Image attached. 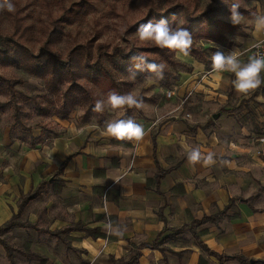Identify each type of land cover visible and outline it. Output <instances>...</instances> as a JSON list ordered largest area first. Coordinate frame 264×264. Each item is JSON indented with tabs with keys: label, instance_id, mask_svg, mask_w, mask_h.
I'll return each mask as SVG.
<instances>
[{
	"label": "crops",
	"instance_id": "1",
	"mask_svg": "<svg viewBox=\"0 0 264 264\" xmlns=\"http://www.w3.org/2000/svg\"><path fill=\"white\" fill-rule=\"evenodd\" d=\"M261 36L262 32L253 43ZM205 78L190 86L188 97ZM233 79L223 73L205 82L212 90L230 87V95L239 97ZM179 88L172 90L173 96L182 93ZM184 104V100L154 103V120H137L147 132L139 142L110 139L101 123L89 127V121H83L55 137L46 136L39 149L38 143L30 144L18 156L2 157L6 163L0 164V226L19 211L23 197L48 181L22 210L40 201L44 211L29 219L41 218L46 226L29 223L55 238L37 240L47 250L63 247L56 259L44 253L50 257L42 255L46 264H199L201 256L209 264H264V247H244L253 242L257 219L264 225V215L253 216L249 198H242L238 210H232L237 204L235 187L223 174L219 153L213 156L209 139H202L205 128L196 136L201 142L192 140L187 151L172 127L174 120H167ZM193 149L202 154L196 163L188 160ZM209 216L217 218L197 222ZM227 220L231 222L224 225ZM118 231L122 234H114ZM234 239L240 241L235 247L230 242Z\"/></svg>",
	"mask_w": 264,
	"mask_h": 264
},
{
	"label": "rangeland",
	"instance_id": "2",
	"mask_svg": "<svg viewBox=\"0 0 264 264\" xmlns=\"http://www.w3.org/2000/svg\"><path fill=\"white\" fill-rule=\"evenodd\" d=\"M78 1L63 0L65 7H74ZM90 1L93 3V8L86 15L71 23L60 21L55 24L53 20L61 12L58 0H12L15 5L14 12L0 11V36L12 35L15 27H18L20 32L23 31L22 33L25 35L22 41H25L33 52L38 53L52 28L56 26L57 30L54 35L56 38L53 39L55 42L49 48L63 59H66L70 51L79 45L91 52L94 58L97 56L103 57L106 52L118 53L119 49L129 51L134 47L147 48L148 52L145 53L150 58L160 59L161 63L165 64V68L171 71L172 85L166 88L155 76L140 78L135 75L133 79L131 78L132 74L124 75L115 72L122 90L120 94L130 92L138 100H142L143 103L139 109L135 107L128 108L127 106L113 109L108 104L107 97L102 92L101 87L83 82L91 91L94 97V104L97 100L104 101V110L102 112L97 113L93 109L91 110L90 118L86 120L89 121L87 125L91 127L90 124L99 122L103 127V130H101L104 131L106 124L110 121L129 119L124 116L125 113H129L130 119L136 123H138L140 118L146 119L145 122H150L149 120H154L156 115L153 108H151L154 103L158 101L184 100L185 104L177 112V116L167 119L174 120V126L172 127L175 128V133L180 136L179 143H186L187 151H189V144H192L193 141L201 142L196 136L201 131V128H205V135L202 136V139L204 141L209 139V148L213 156L219 153V159H221L219 165L224 169L223 174L226 180L231 181L235 187V191L232 192L237 204L232 207V210H238L237 205L240 204L238 202L242 198H249V200L251 199L253 210L255 208L253 216L260 217L261 214L264 215V160L257 152L259 146L258 138L264 135V96L261 93L262 91L258 89L247 96L240 94L239 97H232L230 95V87L209 89L205 78L201 81L197 91L189 97L187 96L190 92L188 90L190 86L206 75V72L211 67L212 54L218 49L225 53L236 49L241 62H247L252 53L249 50L250 45L253 44L260 33L254 29L252 13L264 11V0H260V9H257L252 4V0H239L241 4V10L239 9V11L243 14L244 19L240 25H235L232 30H227L226 36L222 40H208L190 32L193 36V45L203 51L204 58L201 60L190 54L187 57L175 54V65L165 61L159 52H155L156 46L140 41L137 36V28L130 27L145 18L150 10L155 12L158 10L166 11L177 3H184L189 7L190 11L195 12L194 14L209 11L210 16L214 19L220 18L230 23L228 19L230 12L219 14L211 12V9H214L213 7L221 3L227 5L230 9L231 4L228 0V3L222 2V0ZM182 9L180 7L178 10L177 26H182L183 23ZM200 65L204 66L203 70L199 68ZM191 70L196 72L192 73L193 71ZM0 74L8 78L17 90V99L14 101L10 96V92L0 93V164L6 163L2 161V157L3 159H8L9 156H18L20 151L23 152L26 149H30V142L33 137H38L39 135H43L44 138L46 136L55 137L64 133V129H67V126L71 127L74 124L78 125L85 121L84 113L87 107H76L70 112L68 119H62L56 114H40L36 103L48 105L51 103L48 98H55L53 94L48 93L42 79L31 76L26 71L14 66L0 65ZM227 75L231 77L233 74L227 73ZM175 77H178V79H175ZM19 80L21 82H17ZM219 83H221V80H219ZM178 86H182V88ZM177 88L182 89V93L179 94L180 92H177L170 98L167 94L168 90H174L175 93ZM22 93L32 96L33 99L24 100L21 96ZM16 104L20 109V118L23 126H16L12 131ZM56 104L57 102L51 103V105ZM216 113L219 115L214 118L213 116ZM108 138L111 139V137ZM50 141L52 140L50 139ZM41 146L42 144L38 143L36 148L39 149ZM54 177H56V174ZM43 208L44 206L40 201L38 204L30 205L24 209L25 213L22 212L20 221L36 222L39 227L44 228L46 223L41 218L36 221L29 219L32 213L40 214L41 212L42 214ZM242 208L245 207L242 206ZM230 222V220H227L224 225H228ZM256 227L257 229L254 230ZM47 236L52 237V235H47L43 232L41 228L37 229L36 227L27 229L12 228L9 232L0 235L11 246L21 250H23L25 242L30 241L32 250H37L40 255L46 253L52 259H56L58 251H63V247H49L50 249L47 250L41 240H37V238L44 240ZM182 242L185 243L183 239ZM230 242L234 243L235 247L240 241L234 239ZM244 247H264V225L261 220L257 219L253 226V242H248ZM46 254L43 256L49 259L50 257ZM76 254H78L77 251ZM15 260L17 264H41L38 259H29L19 252L15 253ZM0 264H9L5 249L1 244Z\"/></svg>",
	"mask_w": 264,
	"mask_h": 264
},
{
	"label": "trees",
	"instance_id": "3",
	"mask_svg": "<svg viewBox=\"0 0 264 264\" xmlns=\"http://www.w3.org/2000/svg\"><path fill=\"white\" fill-rule=\"evenodd\" d=\"M61 7V12L58 17L53 21L56 22H74L79 19L81 16L86 15L90 9L93 8V3L90 0H79L75 3L74 7H65L63 0H58ZM232 5L237 2L236 0H228ZM227 2V3H228ZM229 5V4H228ZM182 7L183 11V23L182 26L186 28L189 32L195 33L200 37H203L208 40L219 41L226 36L227 30H232L231 23L217 18L214 19L210 16V12L202 11L199 14H194L195 12L190 11L189 7L184 3H177L174 6H171L166 11H152L142 20L135 23L130 28H138L141 23H148L151 21L154 25L160 20H166L168 25L172 28L177 26L179 8ZM211 9L213 13L219 14L224 12H230V9L227 5L223 3L213 7ZM241 10V9H240ZM206 18V19H204ZM56 26H54L47 37L44 44L40 47L39 52H33L27 45L25 41H22L24 38V33L20 32L18 27H15V31L12 35L1 37L0 36V65L1 66H14L19 69L26 71L31 76L42 79L44 85L46 86L48 93L55 96L54 99L48 100L53 104L57 102L56 105H42L39 102L38 110L42 115L56 114L59 115L62 119H68L70 112L76 107H87L86 112L84 113L85 121L90 118V112L94 108V97L91 94L89 88L83 83H92L101 87L102 92L107 97L108 93L116 92L120 94L122 90L120 89V84L116 78V74L131 75L132 72H135V75L138 77L144 76H155L159 81L162 82L166 87L172 85L171 71L164 69L162 77L158 76L156 73L150 72L148 70H139L135 67L136 64H140L141 68L144 67L145 63H161L160 59H152L145 52H148V49H143L144 47H134L129 51H124L119 49L118 53L116 52H106L103 57L97 56L94 58L91 52L85 50V47L79 45L70 51L66 59L60 57L56 52L51 50L49 46L55 42L53 40L56 33ZM18 34V35H17ZM20 34V35H19ZM155 52H159L165 61H168L171 64H176L175 52L168 49H160L155 47ZM140 54H145L147 56L146 61H141V59L133 60L132 57L139 56ZM190 55L196 56L197 58L203 60V51L192 45L190 50ZM108 62V64H107ZM115 72H117L115 74ZM178 79V77H175ZM17 82H21L20 80ZM10 80L0 74V93L10 92L11 98L16 100L17 90L14 88ZM264 96V87L261 89ZM24 100H32L33 97L21 94ZM127 118H131L129 113L124 115ZM129 116V117H128ZM23 126L20 118V109L15 105V121L11 128L13 129L16 126ZM44 140L43 135L38 137H33L30 144L36 145L41 143ZM157 180V178H156ZM48 181L41 183L39 187L33 192L29 193L23 197V203L17 213H15L10 220L0 226V235L2 233L9 232L12 228H34L35 226L29 222L20 221L21 212L23 210L24 204L31 198L39 196L42 188ZM225 211L220 212L217 216L224 214ZM217 216L205 217L201 221L205 222L206 220H211L217 218ZM34 226V227H33ZM62 233V232H61ZM54 235H60V232H53ZM0 244L4 247L9 264H17L15 260V253L19 252L20 254L28 257L29 259H38L41 264L46 263V258L40 255L38 252H34L31 248V242L27 241L24 244L23 250L17 249L16 247L11 246L4 238L0 237ZM202 247L207 250L209 253L214 254L205 243H201ZM232 258V256H228ZM236 258V257H234ZM240 259V257H238ZM241 260V259H240ZM199 264H209L204 256L200 257Z\"/></svg>",
	"mask_w": 264,
	"mask_h": 264
},
{
	"label": "clouds",
	"instance_id": "4",
	"mask_svg": "<svg viewBox=\"0 0 264 264\" xmlns=\"http://www.w3.org/2000/svg\"><path fill=\"white\" fill-rule=\"evenodd\" d=\"M227 2V0H222ZM252 4L257 9L261 8L260 0H252ZM241 4L239 0L233 3L230 7V16L228 17L232 25H240L244 19L243 14L239 11ZM7 11L12 13L15 11V5L12 0H0V11ZM252 23L256 32H264V11H257L252 13ZM137 36L140 41L147 42L160 49H168L175 52L178 56L187 57L193 45L192 34L183 26L172 28L168 25L166 20H160L155 25L149 21L148 23H141L137 28ZM218 48V46H216ZM257 48L261 45L257 44ZM132 59L135 61L141 59L146 61L147 56L140 54L134 56ZM135 67L141 71L148 70L156 73L162 77L163 70L165 69L164 63H145L141 68L140 64ZM203 65L199 68L203 70ZM264 72V53H257L250 56L247 62H241L238 52L233 49L231 52L225 53L221 50L213 52L211 57V70L206 73L207 77L219 78L223 73H231L235 79L232 80V85L237 93L242 95H250L264 85V77L261 73ZM135 72H132L131 78L134 79ZM107 102L113 109H120L125 106L128 108H141L143 101L132 93L118 94L110 92L107 96ZM104 110V101L97 100L95 102L93 111L102 112ZM104 133L108 137L115 138L118 141H141L147 132L143 125L136 123L132 119H118L110 121L106 124ZM201 152L198 149H193L188 153V160L190 163H196L201 159ZM208 161L212 160V155L207 157ZM121 235V232L114 233Z\"/></svg>",
	"mask_w": 264,
	"mask_h": 264
},
{
	"label": "built area",
	"instance_id": "5",
	"mask_svg": "<svg viewBox=\"0 0 264 264\" xmlns=\"http://www.w3.org/2000/svg\"><path fill=\"white\" fill-rule=\"evenodd\" d=\"M257 44H260L261 47L257 48L256 47ZM249 50L252 51V55H256L257 53H264V32H262L261 38L251 45ZM167 94L170 97L172 96L173 91L169 90ZM258 141H259V146H258L257 152L261 156V158L264 160V135L259 136Z\"/></svg>",
	"mask_w": 264,
	"mask_h": 264
},
{
	"label": "water",
	"instance_id": "6",
	"mask_svg": "<svg viewBox=\"0 0 264 264\" xmlns=\"http://www.w3.org/2000/svg\"><path fill=\"white\" fill-rule=\"evenodd\" d=\"M218 115H219V114H217V113H216V114H214V116H213V117H214V118H217V117H218Z\"/></svg>",
	"mask_w": 264,
	"mask_h": 264
}]
</instances>
